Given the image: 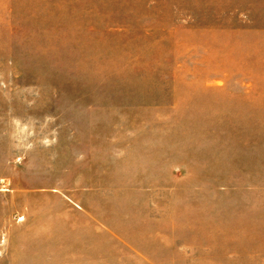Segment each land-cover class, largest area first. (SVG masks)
I'll return each mask as SVG.
<instances>
[{
    "label": "rangeland",
    "instance_id": "1",
    "mask_svg": "<svg viewBox=\"0 0 264 264\" xmlns=\"http://www.w3.org/2000/svg\"><path fill=\"white\" fill-rule=\"evenodd\" d=\"M0 264H264V0H0Z\"/></svg>",
    "mask_w": 264,
    "mask_h": 264
}]
</instances>
